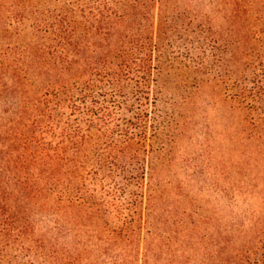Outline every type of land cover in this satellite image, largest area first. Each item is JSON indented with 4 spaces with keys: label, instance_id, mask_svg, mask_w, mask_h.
Segmentation results:
<instances>
[{
    "label": "trees",
    "instance_id": "1",
    "mask_svg": "<svg viewBox=\"0 0 264 264\" xmlns=\"http://www.w3.org/2000/svg\"><path fill=\"white\" fill-rule=\"evenodd\" d=\"M206 87L256 139L264 0H0V264H264L156 205Z\"/></svg>",
    "mask_w": 264,
    "mask_h": 264
},
{
    "label": "rangeland",
    "instance_id": "2",
    "mask_svg": "<svg viewBox=\"0 0 264 264\" xmlns=\"http://www.w3.org/2000/svg\"><path fill=\"white\" fill-rule=\"evenodd\" d=\"M196 101L191 130L176 144L173 161L160 165L154 175L156 205L160 213H178L188 227L198 208L204 209L212 218L209 235L218 226L223 238L242 245L264 229V123L256 126V139H243L239 112L226 109L211 87L203 89ZM186 234L176 236L173 253H183L180 244ZM260 240L264 242V234ZM188 253L192 264L203 259V252Z\"/></svg>",
    "mask_w": 264,
    "mask_h": 264
}]
</instances>
